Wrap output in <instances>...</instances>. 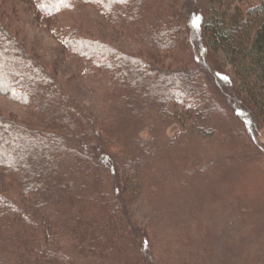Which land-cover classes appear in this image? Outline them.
Here are the masks:
<instances>
[{
	"label": "trees",
	"instance_id": "1",
	"mask_svg": "<svg viewBox=\"0 0 264 264\" xmlns=\"http://www.w3.org/2000/svg\"><path fill=\"white\" fill-rule=\"evenodd\" d=\"M183 1L161 0L171 8L164 10L155 0V13L148 10L154 0L1 1L13 11L6 22L0 20V93L34 112L24 121L0 113V264H80L66 248L118 264H128L125 257L131 256V263L139 264L129 202L149 180L155 189H190L215 173L213 163L198 166L189 161L193 151L167 144L159 135L155 117L177 114L171 105L191 118L198 141H224L232 148L244 146L246 139L257 144L255 119L264 122V0L254 5L200 0L201 14L192 0ZM89 7L120 25L121 19L133 20L148 10L134 40L153 59L178 43L190 51L192 66L160 72L147 60L88 36L90 24L80 18ZM25 13L93 72L107 76L102 94L115 104L103 108L106 115L122 118L110 140L106 129L69 104L53 72L17 36ZM225 60L240 62L234 76ZM242 63L245 68H239ZM146 127L153 135L142 136Z\"/></svg>",
	"mask_w": 264,
	"mask_h": 264
},
{
	"label": "rangeland",
	"instance_id": "2",
	"mask_svg": "<svg viewBox=\"0 0 264 264\" xmlns=\"http://www.w3.org/2000/svg\"><path fill=\"white\" fill-rule=\"evenodd\" d=\"M1 1L0 20L6 22L13 9ZM159 1V6L164 10L171 9L166 2ZM261 1L245 0L252 5ZM182 2L179 0L180 5ZM240 3L243 4L242 1ZM204 5L203 1L192 0L193 8L200 14ZM159 6L154 0L148 10L155 13ZM148 10L145 9L133 20L121 19L124 22L122 25L112 22V17L109 19L101 16L94 7L84 9L80 19L90 24L88 36L147 60L157 71L184 72L192 66V56L188 49L177 43L153 59L147 54L144 44L134 40L132 34L137 26H145L144 14ZM185 10L183 7L181 14H186ZM14 19L11 20L13 23ZM182 22L185 27L184 18ZM22 28L16 32L17 36L25 41L36 60L53 72L69 104L81 116L89 118L92 124L106 129L105 140H110L108 138L113 135L115 128H119L122 118L116 114L106 115L103 108L115 104L113 99L106 100L105 94H102L105 93L102 90L105 84L102 82L107 78L104 72H98V69L96 73L93 72L89 63L64 49L59 38L49 28L34 21L29 15ZM81 32L84 35L85 29ZM216 53L222 56L221 51L217 50ZM210 58L206 54L205 61L208 64ZM238 63L236 60H225L226 69L233 76ZM241 65L239 68L246 67L244 63ZM94 85L97 92L93 90ZM213 93L216 98L218 92ZM171 108L178 113L155 117V127L161 131L159 135L163 141L167 140V144L183 151H193L194 155L189 160L191 162L213 163L211 170L215 173L208 182H200L190 189L180 185L155 189L157 186L149 180L146 190L135 196L127 208L124 206L129 211L130 224L138 235L139 264H264V122L255 119L257 144L246 139L244 146L232 148L224 141L214 143L196 140L191 131V118L186 116L182 107L171 105ZM33 112L31 106L0 93L1 114L16 121H24ZM140 133L143 136L149 134V130L146 127L140 129ZM132 226L130 228L133 229ZM66 254L74 256L80 264H118L111 260L78 256L73 248H66ZM130 257L126 256V261L129 259L128 264H133Z\"/></svg>",
	"mask_w": 264,
	"mask_h": 264
},
{
	"label": "snow or ice",
	"instance_id": "3",
	"mask_svg": "<svg viewBox=\"0 0 264 264\" xmlns=\"http://www.w3.org/2000/svg\"><path fill=\"white\" fill-rule=\"evenodd\" d=\"M121 2H126V0H121ZM193 25H194L195 27H199V20H198V18H194V20H193Z\"/></svg>",
	"mask_w": 264,
	"mask_h": 264
}]
</instances>
